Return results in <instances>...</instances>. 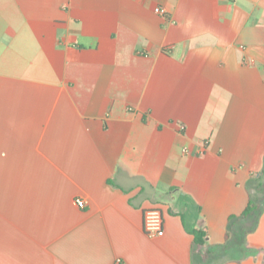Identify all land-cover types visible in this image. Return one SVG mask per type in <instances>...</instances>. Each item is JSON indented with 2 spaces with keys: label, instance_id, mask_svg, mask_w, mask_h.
Segmentation results:
<instances>
[{
  "label": "crops",
  "instance_id": "0c3cea01",
  "mask_svg": "<svg viewBox=\"0 0 264 264\" xmlns=\"http://www.w3.org/2000/svg\"><path fill=\"white\" fill-rule=\"evenodd\" d=\"M263 173L264 0H0V264H264Z\"/></svg>",
  "mask_w": 264,
  "mask_h": 264
},
{
  "label": "trees",
  "instance_id": "16d2710c",
  "mask_svg": "<svg viewBox=\"0 0 264 264\" xmlns=\"http://www.w3.org/2000/svg\"><path fill=\"white\" fill-rule=\"evenodd\" d=\"M261 186V185H259ZM260 199L250 198L248 201L247 206L239 215H231L228 219L227 224V238L224 244L221 246L227 247V245L234 241V232L236 231L237 222L244 221L242 225L249 224V221L253 224L251 227L255 225V215L259 213V211L263 208L258 204ZM254 221V222H253ZM250 228V227H249ZM193 236L192 245H191V252H192V264H205L208 261L207 253H201L200 248L205 244L206 240V233L204 230L201 229H194L191 231ZM228 243V244H227Z\"/></svg>",
  "mask_w": 264,
  "mask_h": 264
},
{
  "label": "built area",
  "instance_id": "2783aa9c",
  "mask_svg": "<svg viewBox=\"0 0 264 264\" xmlns=\"http://www.w3.org/2000/svg\"><path fill=\"white\" fill-rule=\"evenodd\" d=\"M158 12H163L164 10L162 8H157ZM75 203L79 207H83L85 205V202L82 198L76 197ZM163 229V213L159 208H151L148 210H145L143 214V230L145 234H147L150 237H155L159 235L162 232ZM121 259L116 258L115 264H120Z\"/></svg>",
  "mask_w": 264,
  "mask_h": 264
},
{
  "label": "rangeland",
  "instance_id": "374dc122",
  "mask_svg": "<svg viewBox=\"0 0 264 264\" xmlns=\"http://www.w3.org/2000/svg\"><path fill=\"white\" fill-rule=\"evenodd\" d=\"M261 179H263L264 181V173L262 174ZM257 196L255 197L256 199H260L258 201V204H260L261 207H264V183L261 184V186H257V190H256ZM253 224L251 223V221H249V227H251Z\"/></svg>",
  "mask_w": 264,
  "mask_h": 264
}]
</instances>
